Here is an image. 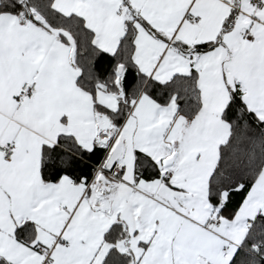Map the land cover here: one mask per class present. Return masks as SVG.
Returning <instances> with one entry per match:
<instances>
[{
    "label": "snow or ice",
    "instance_id": "obj_1",
    "mask_svg": "<svg viewBox=\"0 0 264 264\" xmlns=\"http://www.w3.org/2000/svg\"><path fill=\"white\" fill-rule=\"evenodd\" d=\"M0 264H264V0H0Z\"/></svg>",
    "mask_w": 264,
    "mask_h": 264
}]
</instances>
